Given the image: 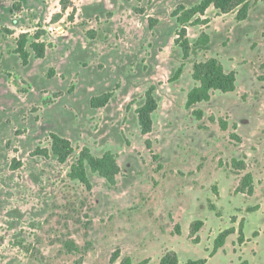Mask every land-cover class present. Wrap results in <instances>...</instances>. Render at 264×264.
Masks as SVG:
<instances>
[{
  "label": "rangeland",
  "instance_id": "1",
  "mask_svg": "<svg viewBox=\"0 0 264 264\" xmlns=\"http://www.w3.org/2000/svg\"><path fill=\"white\" fill-rule=\"evenodd\" d=\"M200 1L0 0V264H159L168 251L185 264L223 233L208 264H264V0H247L245 20L241 5L194 17L184 57L172 13ZM21 35L39 38L43 58L27 47L23 65ZM209 59L235 73L236 89L186 109L193 65ZM151 87L143 135L136 110ZM51 134L72 145L65 164ZM83 148L114 155V185L90 170V189L68 178ZM247 174L252 195L239 192Z\"/></svg>",
  "mask_w": 264,
  "mask_h": 264
},
{
  "label": "trees",
  "instance_id": "2",
  "mask_svg": "<svg viewBox=\"0 0 264 264\" xmlns=\"http://www.w3.org/2000/svg\"><path fill=\"white\" fill-rule=\"evenodd\" d=\"M241 5L238 11L237 19L245 20L247 17V0H201L196 6L186 9L183 6H179L173 13L172 17L176 19L178 24L182 27L180 32V40L177 43L180 45L184 57L189 54L190 43L186 39L185 26L192 23H198L199 20H193L197 15L202 16L209 7H213L220 13H227L233 7ZM39 38H34L35 42L29 43L27 35H21L16 42L15 53L23 65H27L30 52L27 50L29 47L36 58H43L45 53V45L39 43ZM208 37L205 34L196 41V45H207ZM180 71H177L179 74ZM192 80L195 85L187 92L185 108L190 109L192 106L208 102L212 92L220 93H232L236 89V75L234 72H226L223 66L215 59H209L203 63H196L192 69ZM110 99L109 94H105L100 97L91 99L90 104L94 108L104 107ZM157 103L154 97V88L151 87L145 94L144 103L136 110L138 125L143 135L148 134L152 128L151 115L156 110ZM192 114L200 120L202 113L200 111L192 112ZM222 130H226L225 123H220ZM51 146L50 151L60 164H65L68 158L73 154L74 150L71 143L58 135L51 134ZM238 139V138H236ZM37 155L44 157L48 156V151L39 150ZM87 170L98 174L108 184L114 185L116 182V176L119 174V166L116 162L114 155L111 152H105L101 157L93 156L87 148H83L76 158L75 162L70 166L68 172V178L75 180L84 185L87 189H90V182L87 175ZM239 192L246 193L247 195L253 194V179L250 174L244 176L240 182ZM203 226L202 221H195L191 225V233L196 234ZM174 232L176 235L180 234V228L175 227ZM226 233L220 234L214 241L213 249L209 256H213L224 245V239ZM197 241L198 238H195ZM239 241L242 243L243 239L239 237ZM118 252L111 256L110 261L114 262L117 259ZM205 259L189 260L185 264H205ZM126 264H130L127 260ZM159 264H178V258L173 251H168L160 258ZM242 264H247L246 262Z\"/></svg>",
  "mask_w": 264,
  "mask_h": 264
},
{
  "label": "crops",
  "instance_id": "3",
  "mask_svg": "<svg viewBox=\"0 0 264 264\" xmlns=\"http://www.w3.org/2000/svg\"><path fill=\"white\" fill-rule=\"evenodd\" d=\"M245 242L247 243V238H246V240H245ZM244 242V243H245ZM223 249L224 248H222V249H219L213 256H209L208 258H202V259H205L206 260V263L205 264H208L210 261H212L214 258H215V256L219 253V252H221V251H223ZM212 251V250H211ZM211 251H209L208 253L210 254V252ZM178 264H179V262H178ZM247 264H249V263H247Z\"/></svg>",
  "mask_w": 264,
  "mask_h": 264
}]
</instances>
